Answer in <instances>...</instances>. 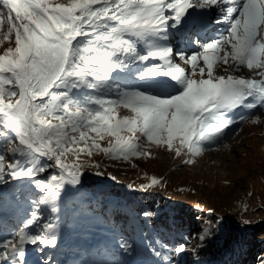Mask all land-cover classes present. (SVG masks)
Instances as JSON below:
<instances>
[{
	"label": "snow or ice",
	"instance_id": "obj_1",
	"mask_svg": "<svg viewBox=\"0 0 264 264\" xmlns=\"http://www.w3.org/2000/svg\"><path fill=\"white\" fill-rule=\"evenodd\" d=\"M208 23L226 31L201 42ZM176 33L192 52L174 47ZM0 46V186L27 178L40 193L32 203L52 213L65 185L80 183V153L127 161L155 144L192 163L264 112V0H0ZM120 108L130 115L118 118ZM105 133L115 140L102 147ZM50 168L58 172L41 175ZM23 195L0 189V217ZM224 223L204 228L198 247ZM28 244L57 245V225L39 208L0 236V264H29ZM185 250L153 249L163 264Z\"/></svg>",
	"mask_w": 264,
	"mask_h": 264
},
{
	"label": "rangeland",
	"instance_id": "obj_2",
	"mask_svg": "<svg viewBox=\"0 0 264 264\" xmlns=\"http://www.w3.org/2000/svg\"><path fill=\"white\" fill-rule=\"evenodd\" d=\"M58 2H66V0H58ZM212 18L209 17V19ZM218 27L222 30L225 27L223 32L227 28L223 25L208 23L206 29L211 30L210 33H212ZM176 34L173 37L176 38L173 39L174 47L180 51L192 52L194 46L189 43L187 35L179 38V33ZM214 37L217 36H210L208 33L207 37L200 40L207 42ZM192 39L195 40L196 37H192ZM3 47L0 46V54L3 52ZM214 73L223 74L222 70L215 68ZM240 74L248 75L247 70ZM198 76L197 71V78ZM242 113L247 114L245 110L241 109L236 112V116L238 117ZM126 114L130 115L125 108L117 110L118 118ZM258 114L261 116V122L244 121L232 125L228 138L211 150L192 157V163H185L188 156L182 154L180 157H176L174 152L169 151L166 146L148 144L143 137L141 139L148 144L144 149L148 155L139 158L130 157L127 161L122 158L113 159L97 149H92L91 156L87 153H80L79 163L82 165L80 183L75 186L65 185L61 191L59 203L67 195L76 192L82 194L84 191H88L90 201L97 199L101 204L105 203L101 209L112 204L109 200H115L118 202V207L122 208L124 202L139 196L144 197L142 203L152 208V217L162 213L164 209L168 210L169 206L174 207L180 217L185 218L189 224L187 232L184 230V237L178 240V244L170 248H168L169 244L164 242L162 244L161 252H169L180 244L186 248L183 253H171V264H202L210 261L216 263L222 254H227L232 249L240 247L246 250L243 255L248 256L260 246L256 257L264 258V112ZM88 135L96 136L91 132ZM121 135L128 138L132 134L124 132ZM135 135L140 136V133L137 132ZM110 140L114 142L115 138L108 136L107 133L103 134V139L97 138V142L102 147L108 146ZM88 143L90 145L91 141ZM174 143L178 145L179 141ZM184 151L186 152L187 149ZM72 160L73 157L69 155L65 162L71 163ZM53 172H58V169L50 168L41 175L47 176ZM152 178H156L159 183L149 188L142 189L140 187L142 184H149ZM22 181L28 183L27 178ZM22 181L9 179V183L0 186V189L9 192L11 187L17 186ZM108 187L111 189L110 193L107 192ZM36 193L38 195L39 192ZM23 194L22 197L25 198L26 194ZM101 194L103 196H100ZM154 197L157 199L156 201L152 200ZM30 204L28 203L26 206V212L22 207L18 208L16 212L17 206L14 202L5 208L2 217H0V236H7L14 229L22 226V221L33 211L29 210ZM60 207L61 205H58V209ZM39 209L45 221H47L45 215L50 213L48 220L52 219L54 222L58 220L48 206L40 205ZM64 215V217L69 215V211L65 208ZM217 219L225 221L223 230L214 231L203 242V246L198 247L201 243L198 237L202 230L206 227L214 228ZM91 225H95V228H88L87 234L82 235L76 234L66 223L62 226L57 225L55 248L45 247L41 244L26 246L29 264H60L61 260L68 258L70 252L74 251L71 250L70 245L78 241H80L79 248L84 246V249H102V242L109 245L106 248L109 253H103L98 257L94 256L95 263L88 264H143L140 258H134L131 250L125 253L119 247V243L123 241L124 229L115 231L114 224L112 226L110 223L97 222ZM109 230L112 232L108 233ZM88 232L92 234H88ZM129 233L131 232L128 231ZM128 242L131 244V241ZM133 242L135 247L140 245L139 239H134ZM53 249L55 251H52ZM59 250L64 254H59ZM51 255L52 257H50ZM158 260L151 259L152 262L145 261V264H157L158 262L163 264L161 258ZM68 261L70 260L68 259ZM73 262V260L70 261V263ZM79 264L87 263L79 262Z\"/></svg>",
	"mask_w": 264,
	"mask_h": 264
},
{
	"label": "trees",
	"instance_id": "obj_3",
	"mask_svg": "<svg viewBox=\"0 0 264 264\" xmlns=\"http://www.w3.org/2000/svg\"><path fill=\"white\" fill-rule=\"evenodd\" d=\"M14 189H19L26 194L25 198L21 197L18 202H14L17 206L15 208L16 212L20 207L26 212V206L28 203H31V208L29 210L34 211L36 208H40V205H34L32 203L33 200L39 198L40 193L37 195V190L31 187L29 183L22 181L17 186L11 187L9 192ZM107 190L108 193L111 192L109 187ZM100 196H103V194ZM88 197V191H84L82 194L76 192L67 195L62 202L59 203V205H61L60 209L54 213L55 217L57 216L58 218V220L55 221V224L62 226L66 223V225H69L71 230L78 235L87 234L86 230L88 228H95V225L92 226L91 224L97 222H101L102 224H114L115 231L121 229L125 230L122 239L131 241L132 248L130 250L133 252L134 258H140L143 261V264H145V261L152 262L151 259L159 261L158 259L160 257H157L154 254L153 249L161 251L163 249L162 244L164 243L169 244L170 246L168 248H170L171 246L178 244V240L184 237V230L187 232L189 223L186 222L185 218L180 217L177 209L174 207L169 206L168 210L162 209V213L155 217L153 216V218L151 215L148 217L142 215L145 211L151 213L152 209L148 205L142 203L144 200V197L142 196L124 202L122 208L118 207V202L115 200H109L112 204L106 205L103 209L101 208L105 203L101 204L97 199H92L90 201ZM152 200L156 201L157 199L154 197ZM91 202L92 204H90ZM64 208L69 211L67 217H64ZM50 215L51 213L45 215L47 220L50 218ZM183 217H185V215H183ZM105 228V230H107V227ZM128 231L131 233L128 234ZM107 232L111 233L112 231L109 230ZM88 234L92 233L88 232ZM134 239L140 240V245L137 247H135L136 245L133 242ZM102 243V249H84V246L83 248H79L80 241L75 242V244L70 245L71 250L74 251L70 252L68 258L61 260L60 264H79V262H85L87 264L95 263L93 260L94 256L98 257L102 256L103 253H109V251L106 250L109 245L105 242ZM259 247L255 248L252 254L248 256L243 255L246 252L243 247L232 249L229 253L222 254L216 263L210 261L209 263L203 262L202 264H260L262 257H256ZM52 251H55V249ZM59 254L64 253L59 250ZM88 255L91 256L89 257ZM50 257H52V255ZM68 259L70 261L73 260L74 262L70 263ZM157 264L162 263L158 262Z\"/></svg>",
	"mask_w": 264,
	"mask_h": 264
},
{
	"label": "bare ground",
	"instance_id": "obj_4",
	"mask_svg": "<svg viewBox=\"0 0 264 264\" xmlns=\"http://www.w3.org/2000/svg\"><path fill=\"white\" fill-rule=\"evenodd\" d=\"M209 17H213L214 18V14L213 13H209V16H208V19H209ZM208 25V24H207ZM223 26H226L227 27V25H223ZM207 28V27H206ZM205 28V29H206ZM224 29H225V27H224ZM224 29L222 30V28H220V27H218V28H216L212 33H210V31L211 30H208V29H206V31H208L209 33H210V36H219L220 34H221V32L223 33V31H224ZM205 31V32H206ZM185 35V34H184ZM248 122V121H247ZM228 144V143H227ZM226 145V144H225ZM206 167V166H205ZM213 169V168H212Z\"/></svg>",
	"mask_w": 264,
	"mask_h": 264
}]
</instances>
